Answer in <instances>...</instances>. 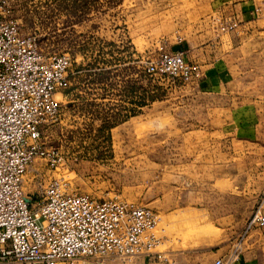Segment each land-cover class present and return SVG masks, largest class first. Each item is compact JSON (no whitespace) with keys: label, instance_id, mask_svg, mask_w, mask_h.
Instances as JSON below:
<instances>
[{"label":"rangeland","instance_id":"1","mask_svg":"<svg viewBox=\"0 0 264 264\" xmlns=\"http://www.w3.org/2000/svg\"><path fill=\"white\" fill-rule=\"evenodd\" d=\"M221 3L13 1L21 33L72 60L60 115L42 129L62 161L37 158L24 177L34 207L61 178L69 191L151 207L160 249L204 253L264 212V17L223 31ZM161 47L181 48L201 77L151 74Z\"/></svg>","mask_w":264,"mask_h":264},{"label":"built area","instance_id":"2","mask_svg":"<svg viewBox=\"0 0 264 264\" xmlns=\"http://www.w3.org/2000/svg\"><path fill=\"white\" fill-rule=\"evenodd\" d=\"M14 0H0V264H105L107 256L126 264H161L170 252L160 249L155 230L159 215L146 205L114 198H94L69 191L53 178L37 207L23 189L25 174L37 158L52 166L59 152L42 142V129L60 115L57 96L72 85V60L67 54L44 56L36 38L23 35L14 16ZM237 20L221 25L238 27ZM147 70L154 75L193 81L201 77L182 50L160 53ZM264 227L259 208L246 230ZM237 255L212 264H231Z\"/></svg>","mask_w":264,"mask_h":264},{"label":"crops","instance_id":"3","mask_svg":"<svg viewBox=\"0 0 264 264\" xmlns=\"http://www.w3.org/2000/svg\"><path fill=\"white\" fill-rule=\"evenodd\" d=\"M221 4V11L230 20L245 19L250 23L256 15L259 18L264 17V1L222 0ZM179 49L181 48L176 51ZM224 218L222 217L223 220ZM243 227L244 231L240 233L229 231L226 239L214 243L206 253L200 252L199 249L169 250L170 260L161 264H212L217 258L227 259L233 252H236L237 257L231 264H264V227L251 230H246V224ZM138 264L149 263L140 260Z\"/></svg>","mask_w":264,"mask_h":264},{"label":"trees","instance_id":"4","mask_svg":"<svg viewBox=\"0 0 264 264\" xmlns=\"http://www.w3.org/2000/svg\"><path fill=\"white\" fill-rule=\"evenodd\" d=\"M29 199H31V197H29Z\"/></svg>","mask_w":264,"mask_h":264}]
</instances>
